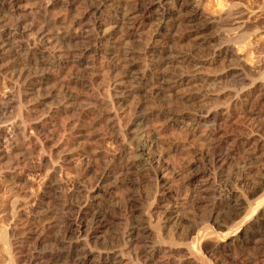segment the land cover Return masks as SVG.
<instances>
[{
    "label": "bare ground",
    "instance_id": "1",
    "mask_svg": "<svg viewBox=\"0 0 264 264\" xmlns=\"http://www.w3.org/2000/svg\"><path fill=\"white\" fill-rule=\"evenodd\" d=\"M28 1L0 0V78L6 82L11 95L6 102L0 101V122L5 123L7 116L12 114L9 109L16 107L14 103L24 101L31 106L29 110L32 109L34 121L28 125L22 122L25 127L16 121L10 122L14 136L32 130L27 133L28 140L38 141L42 149H47L56 138L54 130L59 128L63 132L59 134L61 137L57 135V145L52 144L58 150L53 149L59 154V161L50 162L51 175L41 183L42 192L36 199L29 198L27 209L24 208L28 220L25 224L36 225L34 228L31 224L29 238L40 247L24 261L25 264H46L43 260L47 257H53L52 264H264V172L260 171L264 167V107L261 105L264 96L261 92L257 93L260 97L256 96L257 88L263 83L258 85L255 79L254 82L247 79L243 58L239 59L238 67L221 72L220 76L218 72L200 75L183 72L186 63L200 67L215 65L236 55L230 43L215 46L206 57L199 53L207 43L202 28L192 25L205 15L199 7L200 0H30L31 5ZM189 9L194 12L188 13ZM181 25L188 29L182 31ZM136 40L140 42L138 48L132 45ZM183 42L188 45L187 50L182 49ZM141 55L144 62L139 67L141 63L137 57ZM102 58L110 59L108 69H103L107 72V80L100 81L102 85L97 89L88 86L83 95L74 94V89L86 86L87 82L80 76L96 72L95 63ZM226 74L232 77L235 86L202 90L212 82L218 86ZM195 85L199 88L188 99L196 103L198 112L190 114L173 107H159L156 111L152 107L145 113L139 101L134 102V111L137 118L143 119V126L144 122L151 124L150 130L156 139L151 131L150 136L156 141L157 136L165 134L162 132L173 125L194 139L199 135L201 142H213L215 148L219 142L226 143L230 139L220 135L218 140L221 124L246 118L243 132L234 139L238 145L234 146L233 155H240L238 160L241 161L234 164L233 172L229 171L232 160L229 164V156L225 157L224 151H220L223 155L202 153L204 157L210 156L207 161L212 163V168L200 169L194 176L201 201L214 209L218 207V193L222 191L216 182L220 180L227 182V186L229 183L234 186L228 190L227 203L224 202L227 217L218 219L216 213L214 217L209 215L213 223L206 220L208 216L205 223L185 224L184 215L180 213L182 209L172 204L173 190L166 178L169 171L162 169L157 174L165 186L160 202L153 208L143 209L133 195L127 206L122 204L126 215L123 223H115L116 217L112 216L116 205L112 194L114 180L117 182L124 171L149 158L157 163L166 161L162 160L163 148L153 151L154 146L148 145V140L147 143L137 142L139 145L135 146L136 142H130L122 133L121 121L132 112L131 102L145 92L159 96L180 87L195 88ZM78 100L85 102L81 101V110ZM77 109L82 113L80 117L75 118V114L74 118L62 121L65 117H73L75 110L79 112ZM98 124L102 125V133L91 130ZM48 131L54 133L44 136ZM100 158L106 164L103 163L105 166L98 172L96 184L92 185V178L99 171L95 161ZM198 158L201 161L202 158ZM228 216H231L230 221L226 220ZM59 230L63 231L62 235L56 234Z\"/></svg>",
    "mask_w": 264,
    "mask_h": 264
},
{
    "label": "rangeland",
    "instance_id": "2",
    "mask_svg": "<svg viewBox=\"0 0 264 264\" xmlns=\"http://www.w3.org/2000/svg\"><path fill=\"white\" fill-rule=\"evenodd\" d=\"M32 1L35 2L36 0H32ZM32 1L29 0L28 3L30 4ZM238 5H239L240 9L238 8ZM199 7H200V9L203 10V13L205 15H203L201 17V19L200 18L196 19L192 25L194 28H199V29L202 28L201 33L203 34V37L206 38V40H207V43L203 46L204 48L201 51L202 53L201 52H199V53L203 56L205 55V57H206V55L207 56L211 55L213 50L216 47H219V44L222 45V43L223 44L224 43H230L234 47V50H236V55H234V57H231L229 59V61L228 60L224 61V63L222 61L221 62L218 61L219 63L215 64V65H206V66L200 67L199 65H195L194 63H188V64L186 63L184 66L185 69H184V67L182 68V69H184L183 72H185L188 75L189 74L200 75L201 73L214 74V73L218 72V76H220L219 73H221V72L225 73L227 71H230L231 69L236 67L237 64H240V60L243 58L242 62L244 64V67L246 68L245 71L247 74V79H249L250 82H252L255 79L254 81L257 82V83L255 82V83L258 85L262 84V83L264 84V0H200L199 1ZM192 11L194 12L193 9H189L188 13H191ZM217 17H218V19H217ZM210 19H212V21ZM181 26H182L181 27L182 31H184V29L188 27V26H186L183 28V25H181ZM136 41H137V43H136ZM136 41L134 43H132V45L138 48V46H140L139 45L140 42L138 40H136ZM185 42L187 43V40ZM183 43H181V44H183ZM184 46H185V43L181 46L182 49L187 50L188 45L185 46L186 48ZM141 57H142V60L140 59ZM141 57L140 58L137 57L138 63H141V64H139V67L144 62V60H143L144 56L141 55ZM109 61H110L109 58L100 59L99 61H97L95 63L94 69H96L98 67L96 69V72H93V74L89 73L87 75L80 76L87 83H86V86L78 87V88L74 89V91H73L74 94L78 93L79 95H83L84 94L83 91L85 93L87 92L88 86H93L94 88L96 87V89L99 88V86L102 85L101 83L107 80V72L104 71L103 69H105V70L108 69L107 66H108ZM221 63H223V64H221ZM238 66L239 65H237V67ZM166 69H168V68H166ZM105 78H106V80H105ZM222 80L223 81L221 83H218V86H215L214 84H212L213 83L212 82L211 83L212 85L209 84V85H207L208 87L205 86L206 88L204 87L203 89L202 88L201 89L203 91L205 89H207V90L209 89L210 91H214L215 89L219 90V87H221L222 85H228L227 87H231V85L233 84L232 86H235L234 85L235 83H234L232 77L229 75L223 76ZM100 81H101V83H99ZM261 86L259 88H257V90H256V96L257 97H260V95H262V97L264 96V89H263L264 85L262 86V88H261ZM197 87L198 86H196V85H195V88L190 87L189 89H187L188 87L187 88L186 87H182V88L180 87L171 93L167 92V94H165V93L161 94V95L158 94L159 96H155L151 92H148V93L145 92V93H142V94H139L138 96H136L133 99V102H131L132 103L131 105L133 106L132 112H130V114L128 113L127 116L124 117L123 120L121 121V125H122L121 131L123 129L122 133L126 137H129L128 139H130L129 141L132 143H135V142L136 143L137 142L138 143H143V142L147 143L149 141L147 144L148 145L152 144L154 146L153 151L154 150L159 151V149L163 148L164 150L163 149L162 150L165 153V155H164L165 158L163 157L162 160H166V161L160 160V162L157 163L153 159L149 158L146 162L145 161L142 162L141 164L137 165L133 169L128 170L127 172L124 171L121 174L122 177L121 176H119L120 178L118 177L117 182H116V180H114L116 184L114 186L112 194H113L114 205L115 204L116 205L114 206L115 208H114V211L112 212L113 213L112 216H113V218H115V217L117 218V219L115 218V220H116L115 223H121V224L123 223L124 219L126 218V215L124 214V210H123V209H125L124 206H127L130 203V201H132L133 195H134V199L137 201V202L136 201L135 202L138 205L142 206L143 209H147V208L149 209V207L153 208V205L158 204V202H160V200L162 199L161 193H162L165 186H163L164 185L163 181L162 180L160 181L159 178H157V174H159L160 170H162V169H166V172H167V169L169 171V173L167 172L166 178L168 179V181L171 185V189L173 190V193H172L173 195L171 194L172 195V197H171L172 204L174 203L173 205L176 208L179 207L178 208L179 210L182 209V211H180V213L182 212L181 216L186 215L185 217L182 216L185 224L187 223L189 226L190 225H196V224L199 225V224H202V221L205 223L208 220L211 221L210 223H213L214 222L213 217L216 216L217 214H218L217 216L219 217L218 219L225 217V215H226V213H225L226 212L225 211L226 210V204L225 203H227L226 202L227 197L230 195V192L228 190L232 189L234 186L231 185V183H229V182H228L229 187L226 184L227 182L224 183V181H220V180H218L216 182V186L218 185V188H221L222 191H221V193H218V200H219L217 203L218 207L216 205V207L214 209L212 206L209 205V203L207 204L206 202L201 201V198H200L201 196H199L200 194H199L198 188H197L198 181L194 178V176L196 175L197 171H200V169L202 170L205 168H210V169L212 168V165H211L212 163L210 161H207V160H210V158H209L210 156L214 155V154H212V152L218 153V156H219L220 154H222L221 152L224 151V153H223L224 156L225 157L229 156V157H227L228 163L232 160L231 162L233 165L230 166L229 165V164H231V162H230L229 164H227V167L229 168V166H230L229 171L231 169L230 172H233L232 168H233L234 164H238L237 161L240 160V159L238 160V158H240V155H233V148H234V146L237 147V145H238L237 142H234V139H235L236 135L241 134L240 132L242 131V129L244 130V128H245L244 125H246V123H247V120H245L246 118L243 117L244 118L243 119L242 117H239V118H236L233 123L231 122L230 124H227V125L221 124V126H219L218 140H219L220 135H221L220 136L221 138L228 137V139L229 138L230 139H229V141L227 140L226 143L224 142L225 144L220 143L218 141L219 143H218V147H216L217 148L216 149L213 142H209V140H208V142L204 141V140H202L204 142H201V137L199 135H195V137H196L195 138L196 140H195L193 137H190L192 135L189 136L188 132H187L188 133L187 134L182 129H179L180 127L173 126V125L171 127L169 126L164 132H162V133H165V134H163L164 136L159 135L160 138H159V136H157L158 140L156 141L155 140L156 137L154 135H152V131L150 130L152 127V126H150L151 124L144 122V126H143V119L137 118V116H136L137 113L134 111V106H135L134 104L139 101L138 103L141 102L143 104V106H144L143 112H145V113L149 112L152 109V107H154L153 109H155L156 111H158L160 108L173 107L174 109L180 108L181 111L183 110V111L188 112V113L191 112L190 114L198 112L196 110L198 108L197 105H195L196 103H194L193 100L188 99L189 95H191L195 91H197ZM179 89H181V90H179ZM185 89H187V90H185ZM207 90H205V91H207ZM186 92H188V93H186ZM260 92H261V94H260ZM257 93L260 95L258 96ZM10 96L11 95H10L9 87L7 86L6 82L2 78H0V101L6 102L7 100H9L8 98ZM81 101L83 104L85 103L83 100H80V101L78 100V102L80 103V105L78 106V109H80V110H81V106L83 105L81 103ZM23 102L22 101L17 102L18 105H16L17 103H14V105L16 107L12 106V109H9V114H11V113L12 114L8 115L9 117L7 116L6 121H4L6 124L3 122L2 123L0 122V142L2 141L0 143V264H9V263L10 264H25L24 261L29 259L30 255L32 256L33 253H35L38 249H40V247L36 243H34V239L29 238L28 232L31 231L33 225H34L33 226L34 228L36 225L33 224L32 222L25 224L26 222H28V220L26 218L27 214L25 212V209H27L26 208V202L28 201L29 198L36 199L37 198L36 195L39 196V194L42 192L43 188H41L42 187L41 183H43V181H45L51 175V167L49 165L50 162L52 161L51 163H53V162L55 163V162L59 161V156H58L59 154L56 153V152H58V150L53 148V145H57V143H58L57 141L59 139L58 137H61L63 129L60 130L59 128L58 129L56 128L54 130V132L56 134V138H55L56 140L54 139V141H52L49 144L50 146H48L47 149L46 148L42 149L41 145L38 141H35V140L33 141V143H35L37 145V146H35V144H33L31 141L28 140V135L32 132V130H29L28 132H25L22 134H21V132H18V133H16L17 135H15V136L12 133L13 132V130L11 129L12 124H13L12 122L16 121L21 125V127H23V126L25 127L26 125H28V122L32 123V120L34 121L32 109H31L32 113L29 110L31 108V106L29 104H27L26 102H24V103ZM261 105L264 107V103H262ZM149 106H151V108H149ZM80 110H78L79 112H77L75 110L74 112H77L78 114L73 112V114H72L73 117L72 116L65 117L62 119V121H64V120L66 121L67 119L74 118L75 114H76L75 118L80 117L82 115V113H80ZM135 118H136V120H135ZM62 121H59V123L64 124L65 121L64 122H62ZM139 121H142V122H139ZM10 122L12 124H10ZM22 122L26 125H24ZM145 124H146L147 128L145 127ZM229 125H231V126H229ZM97 126L100 127V124L95 125V127H93L91 130L94 133H100V132L102 133V130H103L102 125L100 128L98 127L99 130H98ZM100 129H102V130H100ZM232 129H234V130H232ZM9 131H11V132H9ZM51 131H48V133L46 132L47 134L43 133V135L44 136L45 135H51L52 133H54ZM59 131H61V132H59ZM150 131H151V136H153L155 139H153V137L150 136ZM33 132H34V130H33ZM8 133H11L12 135L8 134ZM27 133H29V134H27ZM23 134H25V136L27 138ZM59 134H61V135L59 136ZM57 135H58V137H57ZM143 135H144V137L147 136L150 138H147V137L144 138ZM11 136H13V137H11ZM197 136H199L200 138ZM6 137L8 140L6 139ZM198 141H200L201 143ZM28 142H30V143H28ZM160 142L163 145L162 147H161V144H159ZM136 143L134 144L135 146L139 145L138 143L137 144ZM154 143H156V144H154ZM202 143H205V145L204 144L201 145ZM207 143H209L210 146L207 145ZM226 144L227 145L229 144V145L227 146ZM166 145L168 148L166 147ZM172 146H173V148H172ZM212 146H214V147H212ZM221 146H223V147H221ZM50 147H52V148H50ZM230 147H232V148H230ZM53 149H55L54 151H56V152H54ZM220 149H222V150H220ZM44 150H46V151L48 150V152L45 151V154H47L46 156L44 155ZM50 151H52V152H50ZM199 151L200 152L202 151V152L200 153ZM207 151H209V153H207ZM226 152L229 155L228 154L226 155ZM202 153L210 155V156L204 157L203 155H201ZM56 156H58V157H56ZM198 156L202 158V159L200 158L201 161L198 160L199 159ZM235 156H237V157H235ZM45 157L47 160L45 159ZM49 157H50V159H49ZM230 157H233L234 159H231ZM235 158H236V160H235ZM102 160L103 159L100 158L97 161H95V164L98 167L97 170L99 169V171H97L96 173L101 172L100 170H102V168L105 166L104 164H106L105 160H103V161ZM234 160H235V162H234ZM206 161L208 164L206 163ZM101 164H103V165H101ZM145 165L148 167H146ZM137 167L139 169H137ZM140 167H142V169ZM143 168H145V169H143ZM158 168H159V170H158ZM156 169H157V171H156ZM170 170H171V172H170ZM261 170L263 173L264 167H261L260 171ZM97 175H99V173L95 174V176L92 178V185L96 184L97 179H95V178ZM124 182H126V183H124ZM154 188H155V190H154ZM143 189H144V191H143ZM176 191H178V192H176ZM186 191H189V192H186ZM195 192H196V195H195ZM33 195H34V197H33ZM129 195L131 197H129ZM145 195H146V197H145ZM224 196H226V197H224ZM138 197H140L139 198L140 200L138 199ZM149 197H151V198H149ZM173 198H175V199H173ZM176 198H177L178 202L176 201ZM178 198H180V199H178ZM149 200H150V202H149ZM115 201H116V203H115ZM16 202H17V204L14 205V203H16ZM19 202H21V203H19ZM124 202L126 205L124 204ZM200 203H202V204H200ZM12 204L15 207H13ZM122 204L124 205L123 208H122ZM177 204H178V206H177ZM179 204H180V206H179ZM192 204H194L196 206L198 205V207L195 208V206H193ZM199 205H201L200 208H199ZM204 205L206 208L203 207ZM223 205H225V206H223ZM120 206L122 209H120ZM216 209L218 211H216ZM118 210L120 213L118 212ZM208 210H209V213H207ZM213 211H214V214H212ZM220 211L223 214L225 213L224 216ZM22 212L23 213L25 212V213L23 214ZM218 212H220L222 215H219L220 213H218ZM122 213L124 215H122ZM209 215L213 216V217L210 218ZM208 216L211 220L208 218ZM205 217L208 219H206ZM226 217H227V215H226ZM228 217L229 218H226V220L230 221L231 216H228ZM74 218H75V216L72 215V219H74ZM199 219L201 220V222L199 221ZM204 219H206L207 221ZM196 220L198 221V223L194 222ZM7 221H9V222H7ZM191 221H193L192 224H191ZM31 224H33V225H31ZM188 225H187V227H189ZM10 227H11V229H10ZM117 228H119V226H117ZM116 230L119 231L118 229H116ZM59 231H56L57 233L56 232L55 233L57 235H58V233L60 235H62L63 231L62 230H59ZM103 232H105V230H103ZM218 232L223 233L222 230H219V229H218ZM55 233H53V235H55ZM2 234L3 235L6 234V235L2 236ZM6 244H8L7 246L10 249L6 246ZM44 260H43V262H45L46 264H52L53 263V257H47V258H44ZM8 261H10V262H8Z\"/></svg>",
    "mask_w": 264,
    "mask_h": 264
}]
</instances>
